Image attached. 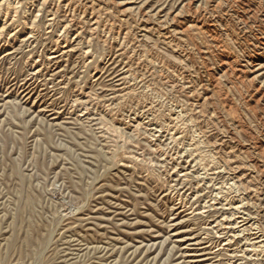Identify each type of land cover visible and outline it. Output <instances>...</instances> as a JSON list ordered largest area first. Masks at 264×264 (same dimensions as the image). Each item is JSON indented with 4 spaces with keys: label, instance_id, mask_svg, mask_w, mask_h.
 Masks as SVG:
<instances>
[{
    "label": "rangeland",
    "instance_id": "1",
    "mask_svg": "<svg viewBox=\"0 0 264 264\" xmlns=\"http://www.w3.org/2000/svg\"><path fill=\"white\" fill-rule=\"evenodd\" d=\"M255 1L0 0V264H264Z\"/></svg>",
    "mask_w": 264,
    "mask_h": 264
},
{
    "label": "bare ground",
    "instance_id": "2",
    "mask_svg": "<svg viewBox=\"0 0 264 264\" xmlns=\"http://www.w3.org/2000/svg\"><path fill=\"white\" fill-rule=\"evenodd\" d=\"M229 1H232V0H229ZM242 1H243V0H242ZM253 1H254V0H253ZM257 1H258V0H257ZM257 1H255V2L258 3ZM223 2H224V1H223ZM234 2H235V1H234ZM234 2H233V3H234ZM236 2H237V1H236ZM248 2H249V1H248ZM216 3H217V2H216ZM227 3H229V2H227ZM237 3H238V2H237ZM241 3H242V2H241ZM249 3H250V2H249ZM252 3H253V2H252ZM217 4H218V3H217ZM262 4H263V3H262ZM215 5H216V4H215ZM219 5H220V4H219ZM219 5H218L216 8L213 9L214 12H217L219 9L222 8V7L219 6ZM227 5H228V4H227ZM233 5H234V4H233ZM240 5H241V4H240ZM244 5H245V3H244ZM244 5H243V6H244ZM252 5H253V4H252ZM259 5H261V4H259ZM259 5H258V6H259ZM213 6H214V5H213ZM223 6H224V4H223ZM241 6H242V5H241ZM243 6H242V7H243ZM191 7H192V6H191ZM242 7H241V8H242ZM260 7H261V6H260ZM260 7H259V8H260ZM263 7H264V6H263ZM212 8H213V7H212ZM248 8H249V7H248ZM248 8H247V9H248ZM189 9H190V8H188V10H189ZM191 9H192V8H191ZM209 9H211V8H209ZM226 9H227V8H226ZM235 9H236V8H235ZM249 9H250V8H249ZM263 9H264V8H263ZM188 10H187V11H188ZM213 10H212V11H213ZM222 10H223V8H222ZM238 10H239V9H238ZM254 10H255V9H254ZM254 10H253V11H254ZM143 11H144V10H143ZM197 11H199V10H197ZM236 11H237V10H236ZM243 11H244V10H243ZM188 12H189V11H188ZM201 12H202V11H201ZM201 12H200V13H201ZM218 12H219V11H218ZM229 12H230V11H229ZM237 12H238V11H237ZM241 12H242V11H240V13H241ZM140 13H141V12H140ZM189 13H190V12H189ZM223 13H224V12H223ZM225 13H226V12H225ZM225 13H224V14H225ZM231 13H232V10H231ZM231 13H230V14H231ZM234 13H235V12H234ZM245 13H246V12H245ZM251 13H255V11H254V12L251 11ZM257 13H258V12H257ZM227 14H229V13H227ZM227 14H226V15H227ZM243 14H244V13H243ZM247 14H248V12H247ZM261 14H262V13H261ZM190 15H191V13H190ZM211 15H212V14H211ZM231 15H233V14H231ZM244 15H245V14H244ZM251 15H252V14H251ZM255 15H257V14H255ZM193 16H195V15H193ZM208 16H209V15H208ZM214 16H216V15H214ZM218 16H219V15H218ZM239 16H241V15L239 14ZM247 16H249V15H247ZM143 17H144V16H143ZM204 17H205V16H204ZM230 17H231V16H230ZM252 17H253V16H252ZM252 17H251V18H252ZM262 17H263V16H262ZM150 18H151V17H150ZM174 18H175V17H174ZM193 18H194V17H193ZM193 18H191V19H193ZM206 18H207V17H206ZM216 18H217V17H216ZM227 18H228V17H227ZM237 18H238V17H237ZM248 18H250V17H248ZM263 18H264V17H263ZM146 19H148V18H146ZM157 19H158V18H157ZM228 19H229V18H228ZM228 19H227V20H228ZM239 19H240V18H239ZM244 19H245V22H246V18H244ZM252 19H255V18H252ZM257 19H258V18H257ZM174 20H175V19H174ZM196 20H197V19H195V22H196ZM225 20H226V19H225ZM229 20H230V19H229ZM250 20H251V19H250ZM155 21H156V20H155ZM213 21H214V20H213ZM231 21H233V20H231ZM239 21H240V20H239ZM239 21H238V22H239ZM247 21H248V20H247ZM252 21H253V20H252ZM261 21H262V20H261ZM156 22H157V21H156ZM170 22H171V21H170ZM172 22H174V21H172ZM191 22H192V21H191ZM197 22H198V21H197ZM211 22H212V20H211ZM233 22H234V21H233ZM235 22H236V21H235ZM245 22H244L243 24H245ZM161 23H162V22H161ZM161 23H160V25H161ZM166 23H167V22H166ZM200 23H201V22H200ZM202 23H203V22H202ZM208 23H209V22H207V24H208ZM230 23H231V22H230ZM239 23H240V22H239ZM253 23H254V22H253ZM192 24H193V23H192ZM211 24H213V23H211ZM211 24H210V25H211ZM231 24H232V23H231ZM241 24H242V23H241ZM160 25H159V26H160ZM162 25H163V24H162ZM166 25H167V24H166ZM199 25H200V24H199ZM204 25H205V24H204ZM210 25H208V26H210ZM213 25H214V24H213ZM247 25H249V22H248ZM247 25H246V26H247ZM254 25H255V24H254ZM257 25H258V24H257ZM259 25H261V24H259ZM163 26H164V25H163ZM169 26H170V25H169ZM196 26H197V25H196ZM211 26H212V25H211ZM219 26H220V25H219ZM190 27H191V26H190ZM192 27H193V26H192ZM200 27H201V25H200ZM212 27H213V26H212ZM236 27H237V26H236ZM242 27L244 28L245 26H242ZM256 27H257V26H256ZM260 27H261V26H260ZM239 28H241V27H239ZM174 29H175V28H174ZM192 29H193V28H192ZM208 29H209V28H208ZM212 29H213V28H212ZM214 29H215V28H214ZM221 29H222V28H221ZM224 29H226V28H224ZM224 29H223V30H224ZM241 29H242V28H241ZM246 29H247V27H246ZM252 29H253V27H252ZM254 29H255V27H254ZM262 29H263V28H262ZM172 30H173V29H172ZM202 30H203V29H202ZM209 30H210V29H209ZM223 30H222V32H223ZM257 30H258V28H257ZM260 30H261V29H260ZM260 30H259V31H260ZM174 31H175V30H174ZM205 31H206V28H205ZM210 31H211V30H210ZM214 31H215V30H214ZM234 31H235V30H234ZM252 31H253V30H252ZM252 31H250V32H252ZM262 31H263V30H262ZM207 32H208V31H207ZM216 32H217V31H216ZM220 32H221V31H220ZM220 32H218V33H220ZM226 32H227V31H226ZM231 32H232V31H231ZM235 32H236V31H235ZM239 32H240V31H239ZM242 32H243V31H242ZM248 32H249V30H248ZM257 32H258V31H257ZM172 33H173V32H172ZM175 33H176V32H175ZM210 33H211V32H210ZM224 33H225V32H224ZM228 33H229V32H228ZM243 33H244V32H243ZM245 33H247V32H245ZM176 34H177V33H176ZM208 34H209V33H208ZM212 34H213V33H212ZM225 34H227V33H225ZM258 34H259V33H258ZM243 35H244V34H243ZM251 35H253V33H252ZM259 35H260V34H259ZM236 36H237V35H236ZM241 36H242V35H241ZM255 36H258V35H255ZM239 37H240V36H239ZM246 37H247V36H246ZM253 37H254V36H253ZM262 37H263V36H262ZM262 37H261V38H262ZM259 38H260V37H259ZM246 39H248V38H246ZM239 40H240V38H239ZM241 40H242V38H241ZM258 40H259V39H258ZM244 41H245V40H244ZM250 41H251V40H250ZM241 42H242V41H241ZM252 42H253V41H252ZM260 42H261V41H260ZM216 43H218V42L216 41ZM250 44H251V42H250ZM257 44H258V43H257ZM257 44L255 45L256 48L259 47V46L257 47ZM217 45H218V44H217ZM258 45H259V44H258ZM253 46H254V45H253ZM217 48H218V47H217ZM250 48H251V47H250ZM256 48H255V49H256ZM250 50H251V49H250ZM258 50H259V49H258ZM225 51H226V50H225ZM253 52H254V51H253ZM255 52H256V51H255ZM262 52H263V51H262ZM241 53H242V52H241ZM246 54H247V53H246ZM262 54H263V53H262ZM262 54H261V55H262ZM224 55H225V54H224ZM248 55H249V54H248ZM250 55H251V54H250ZM259 55H260V54H259ZM259 55H258V56H259ZM225 56L227 57L228 55H225ZM263 56H264V55H263ZM263 56H262V57H263ZM224 58H225V57H224ZM229 58H230V57H229ZM244 58H245V57H244ZM248 58H249V57H248ZM248 58H247V59H248ZM257 58H258V57H257ZM221 59H223V58H221ZM226 59H227V58H226ZM253 60H254V59H253ZM261 60H263V59L261 58ZM229 61H230V60H229ZM232 61H233V60H232ZM232 61H231V62H232ZM234 61H235V60H234ZM234 61H233V63H234ZM248 61H250V60H248ZM219 62H220V61H219ZM228 63H229V62H228ZM249 63H250V62H249ZM229 65H230V64H229ZM237 65H238V64H237ZM230 66H231V65H230ZM232 66H234V65H232ZM251 66H252V65H251ZM254 66H255V65H254ZM254 66H253V67H254ZM226 67H227V66H226ZM226 67H225V68H226ZM222 68H223V67H222ZM232 68H233V67H232ZM238 68H239V67H238ZM234 69H235V66H234ZM239 69H240V68H239ZM249 69H250V68H249ZM229 70H230V69H229ZM231 70H232V69H231ZM221 71H222V70H221ZM226 71H227V69H226ZM234 71H235V70H234ZM243 71H244V69H243ZM250 71H251V70H250ZM232 72H233V71H232ZM245 72H246V70H245ZM245 72H244V73H245ZM257 72H258V71H257ZM241 73H242V72H241ZM229 74H230V72H229ZM237 74H238V73H237ZM230 75H231V74H230ZM239 75H240V74H239ZM239 75H238V76H239ZM221 76H222V75H221ZM242 76H243V75H242ZM216 77H217V76H216ZM230 77H231V76H230ZM233 77H234V76H233ZM214 78H215V77H214ZM236 79H237V78H236ZM239 79H240V78H239ZM239 79H238V80H239ZM257 79H258V78H257ZM213 80H215V79H213ZM241 80H242V78H241ZM244 80H246V79H244ZM254 80H255V79H254ZM258 80H259V79H258ZM247 81H248V80H247ZM216 82H217V81H216ZM250 82H251V80H250ZM211 83H212V82H211ZM248 83H249V82H248ZM252 83H253V81H252ZM252 83H251V84H252ZM244 84H245V83H244ZM213 85H214V84H213ZM245 86H246V85H245ZM261 86H262V88H259V89H260V92H261V89H264V88H263V84H262ZM250 87H251V86H250ZM254 87H255V86H254ZM209 88H210V87H209ZM209 88H208V90H210ZM210 91H211V90H210ZM252 92H253V90H252ZM254 92H255V91H254ZM254 92H253V93H254ZM250 94H251V93H250ZM257 95H258V94H257ZM250 96H251V95H250ZM262 97H263V96H262ZM214 98H215V97H214ZM252 98H253V97H252ZM210 99H211V97H210ZM257 99H258V98H257ZM257 99H256V100H257ZM262 99H263V98H262ZM206 100H207V99H206ZM256 100H255V101H256ZM209 101H210V100H209ZM258 101H259V100H258ZM210 102H211V101H210ZM212 103H213V102H212ZM256 106H257V104H256ZM261 106H262V105H261ZM209 107H210V106H209ZM263 107H264V105H263ZM261 108H262V107H261ZM228 109H229V107H228ZM228 109H227V110H228ZM262 110H263V108H262ZM227 114H228V112H227ZM256 114H257V113H256ZM260 114H261V113H260ZM254 117H256V116H254ZM262 117H263V116H262ZM256 118H257V117H256ZM254 119H255V118H254ZM236 127H237V126H236ZM262 129H263V128H262ZM260 130H261V129H260ZM257 131H258V130H257ZM260 132H262V131H260ZM259 134H260V133H259ZM262 140H263V139H262ZM261 144H262V141H261ZM263 146H264V145H263ZM260 148H261V145H260ZM260 148H259V149H260ZM258 152H259V151H258ZM262 159H263V158H262ZM258 163H259V162H258ZM246 219H247V218H246ZM248 220H249V219H248ZM257 223H258V222H257ZM256 227H257V226H256ZM251 228H252V227H251ZM259 230H260V229H259ZM260 235H261V234H260ZM262 236H263V235H262ZM260 238H262V237H260ZM258 242H259V240H258ZM261 243H262V242H261ZM257 244H258V243H257ZM254 245H255V244H254ZM255 247H256V246H255ZM261 247H262V246H261Z\"/></svg>",
    "mask_w": 264,
    "mask_h": 264
}]
</instances>
